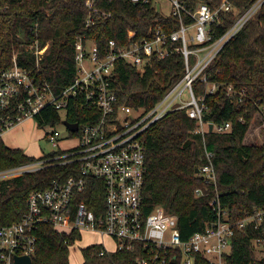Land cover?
<instances>
[{
  "label": "built area",
  "instance_id": "1",
  "mask_svg": "<svg viewBox=\"0 0 264 264\" xmlns=\"http://www.w3.org/2000/svg\"><path fill=\"white\" fill-rule=\"evenodd\" d=\"M114 1L86 0L89 13L86 25L92 26L98 18L110 16L104 5ZM126 1L150 6L159 13L155 0ZM170 1L172 12L168 16L180 20V27L171 32L162 26H152L141 36L130 29L123 40L111 39L106 46L78 36L75 44L77 70L68 86L55 89L40 80L35 70L21 67L16 55L13 66L0 71V137L26 120L35 121L40 130L54 128L42 137L54 147L51 155L44 154L37 159L34 157L32 163L0 170V183L45 167L73 165L68 178L56 180L49 187L30 194L27 211L19 221L0 226V264H15L18 257L32 260L38 244L37 232L44 225L59 233L82 235L89 232L109 238L115 251L125 249L138 253L136 264H169L174 259L177 263L178 258L180 264H196L198 256L208 264H227L235 232L251 226L263 234L255 241V247L259 258L264 259V207L235 221L229 209L223 207L218 193L215 153L208 148L206 133L210 131V124H213L212 132L228 133L232 123L205 121V97L198 98L194 91V83L200 79L206 84V95L215 94L223 87L227 95L237 97L239 103L250 98L247 88L237 89L210 81L206 70L264 7V0H254L218 38L214 28L222 25V15L235 9L230 0L215 8L202 3L192 11L179 0ZM186 15L192 22L186 23ZM192 29H195L194 35L190 34ZM48 48L49 45L39 49L35 42L27 50L35 53L39 61ZM176 53L184 57V74L162 100L150 109H135L119 103L115 85L118 62L145 71L154 60H165ZM186 92L187 98L183 99ZM255 103L258 108L256 122L262 124L264 133V104ZM184 109L197 120L198 128L194 133L200 135L203 142L206 163L198 167L196 175L218 193L211 202L216 219L186 240L178 227V217L162 208L148 214L143 209L148 173L143 135L167 114ZM65 121L78 124L77 130L72 131ZM239 121L245 122L243 118ZM58 125L66 129V138L74 142L71 147L59 148ZM94 180L104 184L105 196L99 213L86 201L87 197L91 203H97L92 194L97 184ZM194 194L196 198H203L209 193L199 187ZM102 246L104 252H110L104 244Z\"/></svg>",
  "mask_w": 264,
  "mask_h": 264
},
{
  "label": "trees",
  "instance_id": "2",
  "mask_svg": "<svg viewBox=\"0 0 264 264\" xmlns=\"http://www.w3.org/2000/svg\"><path fill=\"white\" fill-rule=\"evenodd\" d=\"M85 1L0 0V71L11 68L16 55L21 67L35 70L40 80L59 89L70 85L75 78L78 36L106 46L111 39L123 40L130 29L145 36L152 26H162L168 32L180 27L178 17L164 16L150 6L126 0L104 5L111 15L98 18L96 24L87 26L89 13ZM179 1L192 11L202 3L218 7L225 0ZM230 1L235 9L222 15V25L214 28L216 38L230 29L254 0ZM184 18L186 23L192 22L187 15ZM35 42L39 49L49 45L39 61L35 53L27 50ZM206 73L212 82L233 85L237 89L247 88L250 96L239 103L237 97L228 96L223 87L215 94L206 95V84L200 79L194 83L196 96L205 97V121L232 123L228 133L208 131L206 141L215 153L220 201L237 221L254 209L264 207V144L244 142L258 111L255 102L264 104V7L227 44ZM183 74L184 57L180 53L165 60H154L145 71L118 62L115 85L119 103L135 109H150L181 80ZM53 116L56 117V113ZM240 118L245 122H240ZM197 128V120L184 109L167 114L143 135L148 165L144 212L148 214L162 208L178 217V227L185 240L203 231L216 219L211 202L218 193L195 173L196 168L206 163L202 137L194 133ZM34 161L35 158L22 149L8 147L0 137V170ZM72 170L73 165L50 166L0 183V226L19 221L27 211V200L32 192L68 178ZM94 181L97 184L92 194L97 203H91L87 197L86 201L99 213V205L105 196L104 184ZM198 187L207 189L209 194L196 198L194 192ZM262 235L251 226L237 230L231 253L226 258L227 264H264L255 247V241ZM37 236L33 264H70L71 248L82 239L77 232L59 233L48 225L40 227ZM82 255L83 264H136L139 256L125 249L104 252L101 244L83 248ZM169 264H180V258L177 263ZM196 264L208 263L198 256Z\"/></svg>",
  "mask_w": 264,
  "mask_h": 264
},
{
  "label": "rangeland",
  "instance_id": "3",
  "mask_svg": "<svg viewBox=\"0 0 264 264\" xmlns=\"http://www.w3.org/2000/svg\"><path fill=\"white\" fill-rule=\"evenodd\" d=\"M154 5L159 14L164 16H168L172 12V3L170 0H155ZM194 33L195 29H192L190 34L194 35ZM187 95L188 93L186 92L183 95V99H186ZM256 117L257 116L255 115V121L249 128L244 141L245 144H264V133L261 130L262 124L260 125L256 122ZM53 129V127H46L43 130H40L36 126L35 121L26 120L15 129H10L4 132L3 141L8 147L22 149L27 155L37 159L44 154H47V156L51 155L49 153L54 150V147L49 144L46 139L42 138L44 134L52 131ZM56 130H58L61 134L59 148L65 149L71 147L74 142L66 138V129L62 125H58ZM101 240L102 237L98 234H83L82 240L71 248L70 264H83L84 258L82 255V249L86 246H91L94 243L96 244ZM106 245L109 247L110 251L115 249L114 243L110 241V239L106 240Z\"/></svg>",
  "mask_w": 264,
  "mask_h": 264
},
{
  "label": "water",
  "instance_id": "4",
  "mask_svg": "<svg viewBox=\"0 0 264 264\" xmlns=\"http://www.w3.org/2000/svg\"><path fill=\"white\" fill-rule=\"evenodd\" d=\"M64 124L67 125L72 131H76L78 128V124H72L68 121H65ZM209 128H210V132H212L213 131V124H210ZM195 173L196 174L199 173L198 168L195 169ZM172 263H175V259L172 261ZM15 264H33V263H32L31 258H29V257H18L16 259Z\"/></svg>",
  "mask_w": 264,
  "mask_h": 264
},
{
  "label": "crops",
  "instance_id": "5",
  "mask_svg": "<svg viewBox=\"0 0 264 264\" xmlns=\"http://www.w3.org/2000/svg\"><path fill=\"white\" fill-rule=\"evenodd\" d=\"M16 128V127H15ZM15 128H13V129H15ZM83 234H92V233H89V232H85V233H83ZM83 234L81 235V238H82V236H83ZM82 240V239H81ZM106 240H109V238H106V237H102V240L100 241V242H97L96 244H104V246H106L107 247V245H106ZM111 241V240H110ZM80 241H78L77 243H79ZM95 244V243H94ZM94 244H92V245H94ZM90 246V245H89ZM86 247H88V246H86ZM86 247H84V248H86ZM108 249H109V247H107ZM115 248V247H114ZM110 251V250H109ZM113 251H115V249H112L110 252H113ZM83 263H84V260H83Z\"/></svg>",
  "mask_w": 264,
  "mask_h": 264
}]
</instances>
